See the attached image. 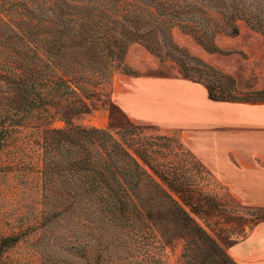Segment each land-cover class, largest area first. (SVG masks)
Returning <instances> with one entry per match:
<instances>
[{"label": "rangeland", "instance_id": "374dc122", "mask_svg": "<svg viewBox=\"0 0 264 264\" xmlns=\"http://www.w3.org/2000/svg\"><path fill=\"white\" fill-rule=\"evenodd\" d=\"M68 1L112 15L101 14L102 24L81 20V31L62 41L55 69L46 71L45 101L1 141L0 264H85L88 248L94 259L96 238L81 243L96 230L82 221H95L98 206L84 202L100 184L93 173L113 185L112 172L122 167L124 201L133 210L121 236H128L134 256L150 264H264V206L230 191L190 147L187 133L129 119L111 92L119 77L179 75L204 83L216 97L263 101L264 0H132L133 7L120 0L121 10L113 0ZM114 14L127 29L122 41L84 40L90 23L120 26ZM131 30L142 35L127 36ZM7 45L10 53L3 54ZM18 46L0 41V61L13 65ZM10 88L0 78V99ZM13 104L18 111L28 106ZM95 110L107 112L98 133L83 126ZM46 128L64 131L50 154L40 142ZM79 178L88 195H80ZM48 206L61 212L43 216ZM253 233L250 245L236 251Z\"/></svg>", "mask_w": 264, "mask_h": 264}, {"label": "trees", "instance_id": "16d2710c", "mask_svg": "<svg viewBox=\"0 0 264 264\" xmlns=\"http://www.w3.org/2000/svg\"><path fill=\"white\" fill-rule=\"evenodd\" d=\"M113 2L119 3L113 6H115V9L119 8L121 10L123 6L121 1L113 0ZM125 5L135 6L132 0H126ZM95 8L100 12L97 13ZM101 8L92 3L80 4L68 0H0V41L3 43L17 41L19 43V46L12 53L13 65L9 60L0 61V78H4V81L6 79L11 86L3 99H0V145L1 141L9 136L15 126H19L24 118H27L34 109H37L45 101V87L50 82L46 71L55 69V60L53 59L61 51L62 41H67L68 37L77 35L81 31L78 24L81 20H90L102 24L100 21L105 22L106 19L102 18L101 14H106L108 17L112 15L107 13L106 9ZM76 14L80 16L77 17ZM112 20L120 26L106 25L105 27L95 24L92 26V23H90L91 27L87 31L89 32L88 37L84 40L95 41L97 38L102 41V38L105 37L108 41H122V36L119 33L123 31L124 34L127 29L121 25L116 16ZM118 27L125 30H120ZM67 30H72V35H69ZM131 34L142 35L137 31L133 33L131 30L127 33V36H131ZM111 46H114V42ZM43 47H50L51 50L53 49L52 53H43ZM110 50L112 52V47ZM5 52L6 54L10 53L8 45L6 51L2 49V53L5 54ZM51 63L53 64L51 65ZM58 67L62 68V66ZM40 82L41 87L37 85ZM208 93L211 98L224 99L216 97L209 90ZM15 100L27 101V108L22 109V111L16 110V105L13 104ZM83 130L87 129L81 127L78 132L81 133ZM100 131V128H92L91 130V132L96 133ZM44 133L46 134L44 135ZM44 133L40 137V142L43 151L50 154L52 148L58 147L60 144V138H62L64 131L46 128ZM47 156L45 154V157ZM46 161L45 163L51 162L50 158ZM136 166L142 172L144 171L138 164ZM46 171L47 176H50L48 175V169L42 170V174H45ZM112 174L116 178L113 185L109 184L99 173H93L94 178H97L100 184H97V187L90 192L91 195H88L84 181L79 178L82 186V190H79L80 195L81 191L83 195H88L84 203L88 204L89 202L91 204L93 200H96L98 206L95 221H90L86 217L82 221L83 226L94 225L93 227L96 230L94 236L91 233L89 237H83L82 246L91 245L94 237L98 244L94 257L92 255L94 258L92 260L88 254L89 248L83 251L85 264H150L146 261V258L142 257V259L134 256L133 249L128 244V236H121L122 231H124L123 228L131 221L130 216L133 206L131 209L128 208L124 201L128 195L127 186L123 183L126 176L124 167H122L119 174L115 172H112ZM43 185L45 184L43 183ZM51 211L56 214L61 212V209L48 206L43 207L41 213L43 212V216H48ZM93 227L91 226L90 229H93Z\"/></svg>", "mask_w": 264, "mask_h": 264}, {"label": "crops", "instance_id": "0c3cea01", "mask_svg": "<svg viewBox=\"0 0 264 264\" xmlns=\"http://www.w3.org/2000/svg\"><path fill=\"white\" fill-rule=\"evenodd\" d=\"M119 78L111 86L112 100L129 119L187 133L190 147L230 191L264 206V100L214 99L204 83L187 76ZM88 115L83 126H105L107 112ZM256 235L235 250L250 245Z\"/></svg>", "mask_w": 264, "mask_h": 264}]
</instances>
